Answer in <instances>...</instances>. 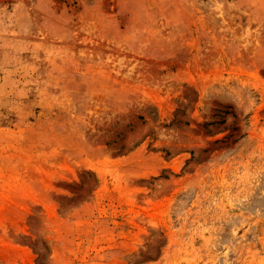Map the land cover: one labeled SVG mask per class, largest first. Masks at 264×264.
I'll return each mask as SVG.
<instances>
[{"label": "rangeland", "instance_id": "374dc122", "mask_svg": "<svg viewBox=\"0 0 264 264\" xmlns=\"http://www.w3.org/2000/svg\"><path fill=\"white\" fill-rule=\"evenodd\" d=\"M0 264H264V0H0Z\"/></svg>", "mask_w": 264, "mask_h": 264}]
</instances>
